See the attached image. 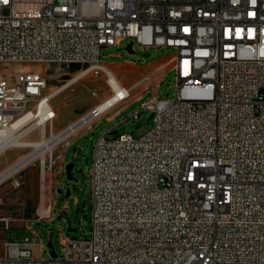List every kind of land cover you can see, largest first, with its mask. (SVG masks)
Segmentation results:
<instances>
[{
	"label": "built area",
	"instance_id": "obj_1",
	"mask_svg": "<svg viewBox=\"0 0 264 264\" xmlns=\"http://www.w3.org/2000/svg\"><path fill=\"white\" fill-rule=\"evenodd\" d=\"M126 38L175 50L177 97L142 103V136L97 140L88 237L45 259L33 232L0 264H264V0H0V65L94 66ZM46 88L40 72H0V130L25 111L52 130L56 111L27 106H45Z\"/></svg>",
	"mask_w": 264,
	"mask_h": 264
},
{
	"label": "rangeland",
	"instance_id": "obj_2",
	"mask_svg": "<svg viewBox=\"0 0 264 264\" xmlns=\"http://www.w3.org/2000/svg\"><path fill=\"white\" fill-rule=\"evenodd\" d=\"M100 62L97 66L101 68L52 63L0 65V72L9 76L18 70L39 69L46 76L49 87L66 88L61 94L59 91L54 95L59 94L53 100L57 117L52 130L45 128L47 137L64 130L113 94L102 67L112 72L127 88L133 87L144 77L148 78L131 91L129 100L109 110L89 127L66 138L68 140L59 142L44 159L36 158L10 179L0 183V257L5 253L6 244H26L33 232L39 236L33 246L34 256L45 259L51 258L47 247L49 241H52L56 253L61 255L66 237H88L92 218L90 170L97 140L108 129H115L108 135L110 138L125 132L142 136L154 126L153 120H148L150 113L147 111H142L139 119L133 117L135 112L140 111L142 103L152 95L170 99L177 97L174 69L177 56L173 49L143 50L133 40L126 38L119 46L102 50ZM40 136L41 128L26 135L23 141H40ZM15 151L16 156L11 159L14 163L32 153L33 149L19 148ZM72 162L73 179L69 180L65 167ZM7 193H11L10 201L5 198ZM70 225L78 231H71ZM43 246L46 253L41 251Z\"/></svg>",
	"mask_w": 264,
	"mask_h": 264
},
{
	"label": "bare ground",
	"instance_id": "obj_3",
	"mask_svg": "<svg viewBox=\"0 0 264 264\" xmlns=\"http://www.w3.org/2000/svg\"><path fill=\"white\" fill-rule=\"evenodd\" d=\"M94 66H96L95 68H101L97 66V64ZM102 69H104L108 76V85L113 91V94L107 99H105L102 103H100L94 110H96L100 114H105L111 109V107L114 105V102L118 100L119 96L124 94V90L126 88L121 85L120 81L112 72L108 71L104 67H102ZM27 106L32 107L34 109H40V113H49V111H54L51 105V99H45V106H41V101L39 99H27ZM92 111L93 110H91L89 113L69 125L64 130L55 134L51 133L49 137H47L45 131L46 127L43 125L44 118H41L36 121L34 117V111H25V113L23 114V118L18 119L8 129L0 130V150L4 149L7 146H20L33 149L32 153L25 156L13 166L9 167L2 174H0V181L11 176L24 166L30 164L36 158L41 157V159H44L45 155L48 152L51 153L54 147L59 142L63 141L66 138H69V136H71L75 131H77V126L79 127L78 129H81L83 126L89 123V118L91 117L90 115ZM33 121L35 122L29 128L25 129V126L28 123H32ZM38 126L39 128H41L40 141H23V138L28 134V132L32 131V129L34 128H38ZM22 128H24L25 130H21Z\"/></svg>",
	"mask_w": 264,
	"mask_h": 264
},
{
	"label": "crops",
	"instance_id": "obj_4",
	"mask_svg": "<svg viewBox=\"0 0 264 264\" xmlns=\"http://www.w3.org/2000/svg\"><path fill=\"white\" fill-rule=\"evenodd\" d=\"M73 65H80V64H73ZM34 71H37V72H40L41 74H42V72H41V70H39V69H36V70H34ZM44 77H45V79H46V76L44 75V74H42ZM47 80V79H46ZM124 87V86H123ZM64 87H61V88H59V89H54V88H52V87H49V84L47 83V88H46V90H45V93L46 94H48V95H51L52 96V99H51V105H52V107H54V105H53V100L56 98V97H58V95L59 94H61L65 89H63ZM127 88V87H126ZM60 91V93L59 94H57L56 96H54L57 92H59ZM113 92V91H112ZM103 101V100H102ZM99 104V103H98ZM24 139V138H23ZM39 141V140H38ZM16 147H18V148H16ZM10 148V149H9ZM19 148H28V147H20V146H7V147H5L4 149H2V150H0V174H2L4 171V169L6 168V167H8L9 165H11L12 163H14L15 161H13V162H11L12 160V158L14 157V156H16V151H15V149H19ZM19 153V152H18ZM25 157V156H24ZM23 157V158H24ZM22 159V158H21ZM20 159V160H21ZM19 161V160H18ZM17 161V162H18ZM11 162V163H10ZM16 162V163H17ZM7 164V165H6ZM15 164V163H14ZM13 164V165H14ZM6 165V166H5ZM12 165V166H13ZM5 166V167H4ZM27 166V165H26ZM11 167V166H10ZM25 167V166H24ZM22 169V168H21ZM20 169V170H21ZM7 170V169H6ZM5 170V171H6ZM3 171V172H2ZM19 171V170H18ZM17 171V172H18ZM17 172H15L14 174H16ZM14 174H12L11 176H13ZM11 176H9V177H7V178H9L10 179V177ZM7 178H5V179H3V180H1L0 181V183H2V182H4ZM12 192V191H11ZM5 198H7L9 201L11 200V193H7L6 195H5Z\"/></svg>",
	"mask_w": 264,
	"mask_h": 264
},
{
	"label": "water",
	"instance_id": "obj_5",
	"mask_svg": "<svg viewBox=\"0 0 264 264\" xmlns=\"http://www.w3.org/2000/svg\"><path fill=\"white\" fill-rule=\"evenodd\" d=\"M152 115L149 117V119L148 120H151L152 119ZM85 162L87 163L88 162V160H85ZM73 168H74V163L72 162V163H69L68 165H66V167H65V172H66V175H67V178L69 179V180H72L73 179V176H72V170H73ZM71 231H73V232H77L78 231V229H72V226L70 225V228H69ZM47 247H48V249H49V251H50V255H51V258H57V253H56V251H55V249H54V246H53V244H52V241H49L48 242V244H47Z\"/></svg>",
	"mask_w": 264,
	"mask_h": 264
}]
</instances>
